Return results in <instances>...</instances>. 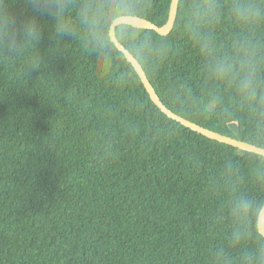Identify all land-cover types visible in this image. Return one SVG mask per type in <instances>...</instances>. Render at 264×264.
Wrapping results in <instances>:
<instances>
[{
  "label": "trees",
  "instance_id": "obj_1",
  "mask_svg": "<svg viewBox=\"0 0 264 264\" xmlns=\"http://www.w3.org/2000/svg\"><path fill=\"white\" fill-rule=\"evenodd\" d=\"M171 2L138 0L134 17L163 27ZM182 5L169 36L129 34L157 47L151 68L117 40L174 114L264 149L232 87L207 74ZM38 20V46L0 56V264H206L230 231L227 177L264 195V158L169 119L115 45L105 62ZM245 30L225 15L217 47Z\"/></svg>",
  "mask_w": 264,
  "mask_h": 264
},
{
  "label": "clouds",
  "instance_id": "obj_2",
  "mask_svg": "<svg viewBox=\"0 0 264 264\" xmlns=\"http://www.w3.org/2000/svg\"><path fill=\"white\" fill-rule=\"evenodd\" d=\"M0 0V56L15 57L43 39L39 17L52 21L57 37H72L107 62L114 54V37L127 38L134 55L151 68L157 47L149 37L132 40L126 24L141 11L138 0ZM225 15L246 30L228 48H218L215 28ZM184 29L205 57L207 74L232 87L255 125L256 139L264 140V0H183ZM231 171L230 169L228 170ZM225 215L229 222L223 243L209 252L206 264H264V195L241 189L228 176Z\"/></svg>",
  "mask_w": 264,
  "mask_h": 264
},
{
  "label": "water",
  "instance_id": "obj_3",
  "mask_svg": "<svg viewBox=\"0 0 264 264\" xmlns=\"http://www.w3.org/2000/svg\"><path fill=\"white\" fill-rule=\"evenodd\" d=\"M181 0H172L171 6H170V12H169V19L168 22L165 26L163 27H158L154 25L153 23L141 19L138 17H132L130 20L126 22L127 26H130L135 29L139 30H146V31H153L157 33L159 36L162 37H167L171 34L173 31L176 20H177V15H178V10H179V5H180ZM114 45L118 49L120 53H122L126 60L128 61L129 64L132 65L134 68L135 72L139 76L146 92L148 93L151 101L161 110L162 113H164L169 119L179 123L183 127L191 130L192 132H195L197 134H200L212 141L219 142L221 144H225L227 146L236 148L240 151L251 153L258 155L262 158H264V149L251 145L246 142L238 141L236 139L226 137L224 135H221L219 133H216L214 131L208 130L206 128H203L195 123H192L176 114H174L172 111H170L167 107L164 106V104L161 102L160 98L158 97L155 89L149 82L142 66L139 64V62L134 58L131 53L122 46L119 41L116 38V35L114 37ZM264 224V222H262Z\"/></svg>",
  "mask_w": 264,
  "mask_h": 264
},
{
  "label": "bare ground",
  "instance_id": "obj_4",
  "mask_svg": "<svg viewBox=\"0 0 264 264\" xmlns=\"http://www.w3.org/2000/svg\"><path fill=\"white\" fill-rule=\"evenodd\" d=\"M180 8V7H179Z\"/></svg>",
  "mask_w": 264,
  "mask_h": 264
}]
</instances>
